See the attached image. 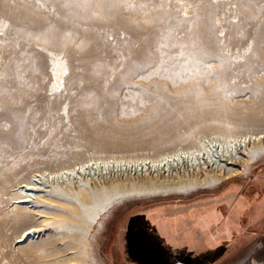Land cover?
<instances>
[{
	"label": "rangeland",
	"instance_id": "rangeland-1",
	"mask_svg": "<svg viewBox=\"0 0 264 264\" xmlns=\"http://www.w3.org/2000/svg\"><path fill=\"white\" fill-rule=\"evenodd\" d=\"M57 60L65 63L61 83L54 80ZM262 69L264 0H0V178L15 183L37 168H59L92 153L153 151L185 128L144 149L117 142L142 140L188 118L209 125L233 117V125L264 130ZM263 163L264 153L224 182L117 200L72 260L73 249L58 250L72 236L60 234L55 249L42 248L50 228L36 250H17L12 234L30 222L14 223L0 233V264H120L114 237L135 209L191 203L233 178L246 184ZM253 255L264 264V233L221 264Z\"/></svg>",
	"mask_w": 264,
	"mask_h": 264
},
{
	"label": "bare ground",
	"instance_id": "bare-ground-1",
	"mask_svg": "<svg viewBox=\"0 0 264 264\" xmlns=\"http://www.w3.org/2000/svg\"><path fill=\"white\" fill-rule=\"evenodd\" d=\"M206 17H202V20ZM214 39L213 41H215ZM197 53L201 54V52ZM54 69V80L61 83L64 77L65 63L62 60L55 61ZM200 76L202 75L200 74ZM237 113L239 112L237 111ZM240 115L243 119L248 120L246 114L241 113ZM261 116L262 118H260L263 120L264 114ZM232 118H221L218 122L215 120L213 124L208 123L209 125L188 118L173 127L170 125V129L164 128L151 136L148 135L149 137L145 136L146 138L142 140L136 142L120 140L117 142L118 147L133 145L136 146L135 149H144L147 144H156L174 138L177 131L182 130V127L185 128L184 132L171 143L166 141L167 145L156 147L153 151L135 150L120 153L118 151V153L112 152L104 155L92 153L86 158L59 168H37L32 170L29 175L20 176L21 178L15 183H9V180L0 178V233L5 236L7 228H10L14 223L30 222L28 226L12 234L14 243L19 244L15 248L30 252L38 248L33 245L37 240L43 238L46 229L50 228L52 234L44 238L45 242L42 248L50 250L49 247L53 244V249H55V246L60 244L58 242L60 234L64 237L72 236L71 245L66 242L62 247L59 246L58 250L63 253V251L73 249L70 252L76 254L70 260L76 259V255H78L76 251L85 250L82 240L87 238L94 222L117 200L134 194L186 191L200 185L224 182L243 172L244 166L250 164L258 155L263 154L264 130L244 129L237 126L238 123L233 125ZM207 121L209 120L207 119ZM249 121L252 122V120ZM178 126L179 128L176 129ZM101 153L104 152L101 151ZM238 162L242 166L237 165ZM2 172L5 175L6 171ZM3 174L1 175L3 176ZM11 187L13 189H10ZM2 203L7 205L4 210L1 207ZM48 218H50V222H45ZM67 243L69 247H67ZM2 250L3 248H1ZM43 251L45 252V250ZM55 252L53 253L56 254ZM81 254L79 255L81 256ZM255 260L254 255L246 256L237 264L259 263Z\"/></svg>",
	"mask_w": 264,
	"mask_h": 264
},
{
	"label": "crops",
	"instance_id": "crops-1",
	"mask_svg": "<svg viewBox=\"0 0 264 264\" xmlns=\"http://www.w3.org/2000/svg\"><path fill=\"white\" fill-rule=\"evenodd\" d=\"M253 179L264 182V163L254 173ZM193 202L187 204L161 202L131 212L114 237L113 250L116 261L120 264H221L254 240L256 235L264 233L263 198L243 219L247 222L246 228L235 230L239 232L237 240H195L194 242L170 240L166 228L174 225L172 223L174 217H179L181 222L193 223L182 214L189 210L182 206L192 205ZM148 211L159 214V222L154 224L146 221L138 224L136 219ZM210 230V228L201 229L199 234L202 232L209 234ZM225 232V229H221L222 234ZM242 238L243 240H240ZM181 242L185 244L183 250L178 247Z\"/></svg>",
	"mask_w": 264,
	"mask_h": 264
},
{
	"label": "flooded vegetation",
	"instance_id": "flooded-vegetation-1",
	"mask_svg": "<svg viewBox=\"0 0 264 264\" xmlns=\"http://www.w3.org/2000/svg\"><path fill=\"white\" fill-rule=\"evenodd\" d=\"M263 183L251 178L245 184L242 180L233 178L215 194L196 199L192 205L182 206L189 208L188 212L182 214L193 223L181 222L179 217H174L175 220L172 221L174 225L166 228L168 237L170 240H187L189 242L195 240H237L239 232H235V230L246 228L247 222L243 219L264 198ZM159 220L160 215L154 211H148L136 219L138 224L146 221L157 224ZM204 228H210V233L199 234L200 230ZM221 229H225L226 232L222 234ZM178 247L183 250L185 244L181 242Z\"/></svg>",
	"mask_w": 264,
	"mask_h": 264
},
{
	"label": "snow or ice",
	"instance_id": "snow-or-ice-1",
	"mask_svg": "<svg viewBox=\"0 0 264 264\" xmlns=\"http://www.w3.org/2000/svg\"><path fill=\"white\" fill-rule=\"evenodd\" d=\"M221 35H222V33H221ZM261 71V74H264V69H262V70H260Z\"/></svg>",
	"mask_w": 264,
	"mask_h": 264
}]
</instances>
